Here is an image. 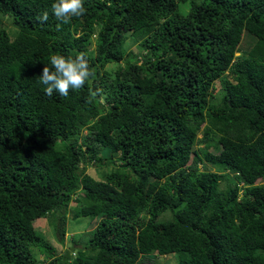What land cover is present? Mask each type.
I'll return each mask as SVG.
<instances>
[{"label": "trees", "instance_id": "1", "mask_svg": "<svg viewBox=\"0 0 264 264\" xmlns=\"http://www.w3.org/2000/svg\"><path fill=\"white\" fill-rule=\"evenodd\" d=\"M53 3L0 0V264H264V0ZM80 53L95 76L46 95L49 57ZM68 211L94 223L73 257L32 226L57 213L62 244Z\"/></svg>", "mask_w": 264, "mask_h": 264}, {"label": "clouds", "instance_id": "2", "mask_svg": "<svg viewBox=\"0 0 264 264\" xmlns=\"http://www.w3.org/2000/svg\"><path fill=\"white\" fill-rule=\"evenodd\" d=\"M84 0H54L51 5V13L56 20L62 23H69L73 17H80L86 14ZM49 11L44 10L39 14L41 23L47 22ZM49 64L42 69L39 75V82L45 86L44 91L48 96L54 93L60 96H67L70 90H80L95 76L94 70L89 66L88 57L84 53L75 56L63 54L51 55ZM99 89L91 90L90 97L96 98L100 95Z\"/></svg>", "mask_w": 264, "mask_h": 264}, {"label": "rangeland", "instance_id": "3", "mask_svg": "<svg viewBox=\"0 0 264 264\" xmlns=\"http://www.w3.org/2000/svg\"><path fill=\"white\" fill-rule=\"evenodd\" d=\"M181 10L183 11V8H181ZM0 23L4 26L9 27V23L7 20H5L4 18H0ZM93 38V35L91 36V39ZM253 38L250 37L249 35L243 34L242 39L240 41V44L238 45V49L235 52V55L241 53L242 51H244L245 49H247L252 43H253ZM137 43H134L131 41V39H128V43H127V49L129 51H132L133 53L136 52L137 50ZM93 46H91L90 48H92ZM108 66H114V64L108 65ZM227 79H229V75L226 76ZM219 79H217L216 81H214L213 83V89L217 92L219 90ZM109 166H106V168H108ZM86 172L94 177H98L97 174L98 172L96 171V168L94 166H92L91 164L86 165ZM100 169L104 170L105 166L99 167ZM201 168V166H200ZM211 169V168H210ZM256 182H259V179L256 180ZM220 187H223L222 182L219 183ZM74 202L71 201L70 202V206H73ZM53 217H57V213H53L51 217H41V218H37L34 221H32V226L33 229L35 231V233L39 236H41L42 238H44L52 247H54L55 252L59 253L61 252L63 249H69L71 256H74V250L72 249L73 247V243L71 241V239H75V240H80L81 238H79V234L85 233L87 234V231H89L90 229H92L94 223L93 221H91L89 219V217H77V218H71L70 217V211H68L66 213V221H65V233L63 235V243L59 244V242L57 241L56 235H54L52 228H51V224L53 222ZM77 247V246H76ZM35 257L38 259H42V254H40L38 251H36V249H33ZM148 257H150V263L152 264H176V260L175 258L169 254L166 255H160V254H155V253H150V255H146ZM147 264L146 263V259L142 258L137 264Z\"/></svg>", "mask_w": 264, "mask_h": 264}]
</instances>
